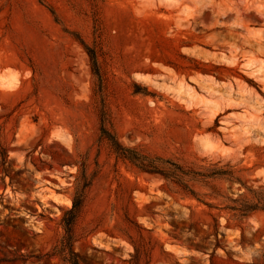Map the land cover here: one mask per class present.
<instances>
[{"label": "rangeland", "instance_id": "obj_1", "mask_svg": "<svg viewBox=\"0 0 264 264\" xmlns=\"http://www.w3.org/2000/svg\"><path fill=\"white\" fill-rule=\"evenodd\" d=\"M104 129L264 185V0H0V264H68L82 169L80 264H264V210L240 220L221 196L239 183L196 185L199 200Z\"/></svg>", "mask_w": 264, "mask_h": 264}, {"label": "trees", "instance_id": "obj_2", "mask_svg": "<svg viewBox=\"0 0 264 264\" xmlns=\"http://www.w3.org/2000/svg\"><path fill=\"white\" fill-rule=\"evenodd\" d=\"M93 62L96 64L94 54H91ZM104 133L110 140L112 148L118 157L129 160L141 171L160 174L169 185H174L192 196L200 199L195 186H206L213 188L212 182L216 180L231 181L239 183L245 191L237 197L221 195L229 203L226 208L233 212V216L243 219L257 210H264V185L254 187L238 174L239 170L226 165L216 163H196L193 166L181 164L169 158L161 156H150L136 148L123 145L118 138L104 129ZM4 157L6 154L2 153ZM92 184V177L87 174L86 169H82L77 176L75 191L73 194L72 206L68 208L61 219L65 233L61 239V244L57 250L62 254L68 264H80V257L74 250V229L78 218L85 205L87 189ZM211 206V205H210ZM53 255V253L51 254Z\"/></svg>", "mask_w": 264, "mask_h": 264}]
</instances>
